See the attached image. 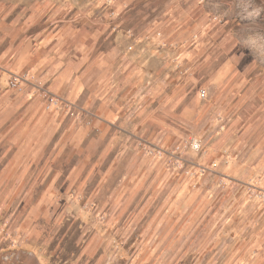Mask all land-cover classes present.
<instances>
[{
  "label": "crops",
  "instance_id": "0c3cea01",
  "mask_svg": "<svg viewBox=\"0 0 264 264\" xmlns=\"http://www.w3.org/2000/svg\"><path fill=\"white\" fill-rule=\"evenodd\" d=\"M115 1L0 0L2 231L23 232L28 249L41 260L53 250L52 256L66 264H83L82 259L99 264V251H94L105 234L133 231L144 215V232H151L153 205L143 211L138 204L153 202L154 178L162 165L148 161V147L140 155L144 160H138L137 138L160 145L185 137L187 128L195 137L207 124L197 100L187 106L185 76L177 77V85L163 77L169 68L166 50L153 47L165 37L177 47L185 41L181 3ZM229 69L222 65L213 70L215 93L223 88ZM13 75H28L22 91L10 86ZM43 90L59 97L62 105L50 107ZM224 100L217 97L214 103ZM212 123L208 157L246 151L242 135L234 144L235 127L229 120L215 117ZM203 159L206 164L208 158ZM236 160L228 161L231 171L249 168L244 157ZM179 196L178 220H165L167 227L174 224L167 230L195 232L202 196ZM190 200L191 208L185 203ZM70 214L93 223L86 244H79L80 254L63 242L64 217ZM48 239L52 244L45 246ZM169 244L167 239L163 246Z\"/></svg>",
  "mask_w": 264,
  "mask_h": 264
},
{
  "label": "rangeland",
  "instance_id": "374dc122",
  "mask_svg": "<svg viewBox=\"0 0 264 264\" xmlns=\"http://www.w3.org/2000/svg\"><path fill=\"white\" fill-rule=\"evenodd\" d=\"M93 1L102 4L116 2ZM159 1L161 4L163 1L165 4V1H179L186 16L181 25L186 37L180 47L176 42L164 41L166 37L154 41V49L163 47L166 50L169 68L163 77L177 85V77L185 76L187 106L197 100L198 111L207 124L195 137L187 128L185 137L168 139L160 145L155 139L152 145L147 144L141 135L137 138L138 160H144L140 155L148 147V161L154 162V166L162 165L158 177H155L156 171L153 175V202L148 207L145 202L138 204V210L143 211L153 205L150 209L153 229L144 232V215L138 218L133 231L128 229L121 236L105 234L99 246L104 241L106 247L99 249L98 246L94 252L99 251V264H264V0ZM111 11L114 14V10ZM158 32L157 39L161 36ZM200 65L202 68L199 69ZM222 65L230 68L225 74L228 78L223 88L215 93L213 70ZM26 83L22 84V90ZM202 91L206 92L205 97ZM217 97H225V100L215 105ZM215 117L219 121L229 120V124L235 127L231 133L235 145L242 135L243 145L247 147L243 154H228L230 159L225 154H217L212 159L208 157ZM194 139L201 142L200 150L191 146L183 148L184 142L190 143ZM243 157L249 168H233L231 171L228 166L232 164L228 161L237 158L236 162H239ZM203 158H208L206 164ZM200 161H203L202 165ZM215 162L218 167L213 166ZM229 175L232 178H227ZM185 192L202 196L199 206L196 205V209L200 207L201 210L200 225L195 232L172 233L167 229L174 224L167 227L165 222L178 220V211L183 204L179 195ZM185 203L190 207L194 202ZM64 218L63 236L66 240L63 242L70 251L80 254L93 223L89 220L87 225L86 218L73 214ZM128 218H123V225ZM1 219L0 216V264L67 263L57 261L52 256L53 250L47 251L44 260L35 257L26 245L28 240L23 232L9 233L7 227L2 231ZM162 227L164 230L157 232ZM167 239L170 244L165 247ZM50 240L43 244L50 246ZM82 260L83 264H92L89 260Z\"/></svg>",
  "mask_w": 264,
  "mask_h": 264
},
{
  "label": "built area",
  "instance_id": "2783aa9c",
  "mask_svg": "<svg viewBox=\"0 0 264 264\" xmlns=\"http://www.w3.org/2000/svg\"><path fill=\"white\" fill-rule=\"evenodd\" d=\"M29 82L28 75H13L10 80V86L14 89L22 90V84ZM41 95L45 99V101L48 103L50 107L59 108L62 105V101L59 97L56 95L49 93L47 91H42ZM203 97L206 96V92L202 91ZM191 146L194 150H200L201 148V142L199 140H191V142H184L183 148ZM179 147L178 149H180Z\"/></svg>",
  "mask_w": 264,
  "mask_h": 264
}]
</instances>
